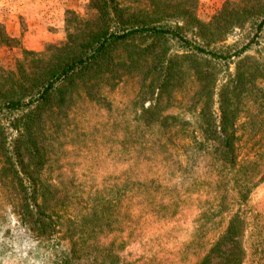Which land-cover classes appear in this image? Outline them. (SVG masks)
Here are the masks:
<instances>
[{
  "label": "trees",
  "instance_id": "16d2710c",
  "mask_svg": "<svg viewBox=\"0 0 264 264\" xmlns=\"http://www.w3.org/2000/svg\"><path fill=\"white\" fill-rule=\"evenodd\" d=\"M146 1L147 9H129L118 0H90L94 27L83 37L72 41L70 33L67 41L42 53L46 59L40 56L28 65L24 60L29 52L25 51L15 69L0 70L2 165L22 189L23 220L35 217L33 232L38 236L51 226L39 223L43 217L42 213L37 216L40 184L24 168L20 149L24 144L30 157L26 167L44 166L42 145L33 134L42 113L61 108L73 98L98 101L103 84L118 83L125 74L146 64L137 94L144 96L146 89L150 92L149 106L142 108L140 117L150 129L146 133L126 130L127 139L133 138V150L124 152L134 155L146 151L150 156L124 161L128 166L120 175L115 194L96 200L104 199L100 208L94 203L90 215L78 222V237L71 247L59 249L53 264H264V201L261 203L255 194L264 187V176L257 177L260 164L243 167L247 164L238 160L235 127L236 100L243 94H259L257 100L264 102V87L259 84L264 82V64L244 55L260 42L264 9L241 19L232 17L222 23L219 18L206 24L197 19L195 0H179L172 11L166 0ZM250 21L251 33L239 45H222L221 38L217 39L231 26ZM171 44L176 47L174 51ZM233 59L234 72L215 93L217 78L208 63ZM187 76L199 84V131L193 137L187 163L176 172L175 165L163 158L166 155L162 156L160 149H165V143L151 133V127L161 124L163 116L158 117L157 110L160 100L171 86L181 82L178 79ZM9 115L11 119L6 121ZM164 118L177 121L174 115ZM8 128L17 134L10 148L6 144ZM148 134L152 140L146 139ZM158 156L162 163L168 162L173 182L169 183L164 173L152 171ZM186 209H193L190 239L174 242L173 250L155 252L149 259L132 253L130 238L136 230L149 241L155 239L151 234L160 223L175 220ZM116 210L119 241H99L104 226L112 225Z\"/></svg>",
  "mask_w": 264,
  "mask_h": 264
},
{
  "label": "rangeland",
  "instance_id": "374dc122",
  "mask_svg": "<svg viewBox=\"0 0 264 264\" xmlns=\"http://www.w3.org/2000/svg\"><path fill=\"white\" fill-rule=\"evenodd\" d=\"M178 1L166 0L169 11L174 9ZM89 2L90 0H0V70L15 69L25 51L32 53L26 54L24 61L28 65L40 56L46 59L47 55L42 53L49 51L53 45L67 41L70 33L72 41L83 37L94 27L90 20L94 17V11L90 9ZM118 2L129 9L148 7L146 0ZM194 2L197 4V19L206 24L219 18L222 23L232 17L241 19L248 17L250 12L258 13L264 9V0ZM250 24L251 21L240 27L231 26L224 35L219 34L217 39L221 38L222 45H239L245 36L250 35ZM212 27L215 30V24ZM170 46L173 51L176 49L175 45ZM244 55H250L264 64V32L259 44ZM235 64V59L219 64L208 63L207 67L217 78L215 93L234 72ZM146 66L143 64L142 67L131 70L118 83L103 84L98 101L73 98L61 108L43 112L40 125L33 130L37 142L42 145L41 152L45 159L43 167L36 169L33 164L26 167L25 163H30V157L24 144L19 142L24 156V168L40 184V196L36 198L40 209L37 216L42 213L39 223L51 225L46 226L44 234L38 236L33 232V215L23 220L20 210L24 203L23 192L18 182L13 180L12 174L7 173L2 165L0 149V264H53L59 249L71 247V243L78 237V222L88 213L90 215L94 203L100 208L104 201L96 200L115 194L120 175L128 166L124 161L140 157L145 159L149 155L146 151L134 155H126L124 152L133 150V138L127 139L129 134L125 133L126 130L133 128L146 133L150 129L140 118L142 108L149 106L150 92L146 89L144 96L138 97L137 94L144 81ZM188 71L191 73L189 69ZM179 80L181 82L171 86L169 93L159 102L158 117L163 116L160 126L156 124L151 127V133L161 137L160 140L165 143V149H160L162 156L166 155L163 158L175 165L176 172L187 163L192 151L193 137L198 136L197 108L200 105L196 94L199 89L198 82L191 76L177 81ZM259 84L264 87V82L259 81ZM257 95L259 96L243 94L235 101V105L238 104L235 127L238 160L242 165L247 164L243 167L249 166V163L260 164L257 174L260 177L264 176V102L257 100ZM216 99L215 94L214 100ZM166 115L176 116L177 121L165 119ZM136 117L140 120L135 121ZM10 119L9 115L6 121ZM183 120L186 123L183 124ZM16 138L15 130L8 128L6 144L9 148ZM148 138L153 139L149 134L146 139ZM200 170L202 171L201 168ZM152 171L164 173L163 177L169 183L173 182L168 162L162 163L160 156L153 162ZM255 194L262 203L264 187ZM115 215L112 225L104 226L103 232L98 236L99 241H119L117 210ZM192 218L193 209H186L175 220L160 223L151 234L160 239L149 241L147 236L136 230L130 238L132 253L142 254L149 259L155 252L173 250L174 242L191 238L188 235L193 231ZM213 238L214 235L211 234V241Z\"/></svg>",
  "mask_w": 264,
  "mask_h": 264
}]
</instances>
